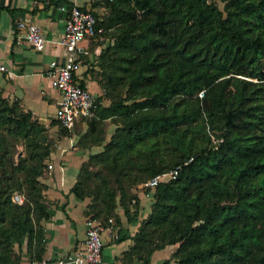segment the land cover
I'll list each match as a JSON object with an SVG mask.
<instances>
[{"label": "trees", "instance_id": "trees-1", "mask_svg": "<svg viewBox=\"0 0 264 264\" xmlns=\"http://www.w3.org/2000/svg\"><path fill=\"white\" fill-rule=\"evenodd\" d=\"M93 4L110 13H92L87 40L112 42L98 70H86L103 89L95 114L73 129L85 122L77 145L101 150L81 164L70 193L90 199L85 215L103 227L120 224L118 207L135 222L134 186L179 167L143 191L152 192L150 211L126 256L150 264L152 252L173 246L161 264H264V0ZM51 126L71 133L56 119ZM48 131L0 88V264H19L24 249L29 261L43 258L41 178L56 145ZM13 141L24 147L17 162Z\"/></svg>", "mask_w": 264, "mask_h": 264}, {"label": "crops", "instance_id": "crops-1", "mask_svg": "<svg viewBox=\"0 0 264 264\" xmlns=\"http://www.w3.org/2000/svg\"><path fill=\"white\" fill-rule=\"evenodd\" d=\"M72 6L91 11L101 18L110 13L103 4L81 0H0V68L3 67V70L0 69V88L6 98L18 100L26 111L32 113L45 127L51 128V131L55 127L51 126V122L55 120L60 92L50 85L46 74L51 63L61 65L67 59L60 42L64 35L67 13ZM18 22L34 23L39 27L46 39L42 50H35L24 40L23 32L17 28ZM80 46L86 51L84 56L93 61L99 49H95L94 54L90 53L89 40L83 41ZM87 65L82 63L75 79L97 97L102 94L103 89L97 76L86 71ZM77 124V130L72 129L68 136L54 138L55 149L48 160L50 168H47L41 178L45 185L43 195L48 204V218L41 222L44 236L42 257L50 264H71L67 257L82 248L85 240L87 217L84 211L88 200H79L70 193V189L81 164L90 154L99 152L101 147L80 148L77 144L87 125L85 122ZM143 191H137L140 208L135 222H129L123 209L118 207L116 212L120 224L102 226L100 264H143L135 256H126V252L133 246V237L140 223L150 211L152 192ZM110 222L112 223L111 219ZM173 250V246H166L152 252L150 264H161ZM29 262L24 249L19 264Z\"/></svg>", "mask_w": 264, "mask_h": 264}, {"label": "built area", "instance_id": "built-area-1", "mask_svg": "<svg viewBox=\"0 0 264 264\" xmlns=\"http://www.w3.org/2000/svg\"><path fill=\"white\" fill-rule=\"evenodd\" d=\"M89 3L112 2L114 0H81ZM96 19L91 11L82 10L77 6H72L65 21L64 35L60 44L63 46L67 59L57 65L51 63V68L47 71V78L50 85L60 92V99L55 111V119L58 123L72 130L76 121L84 117H92L96 110V96L86 86H80L75 79V75L82 66V57L86 51L80 44L93 36L96 32ZM17 28L23 32L24 40L35 50H42L46 44V39L39 27L34 23L18 22ZM3 70V67L0 68ZM48 168L50 166L48 165ZM179 167L160 174L143 183L134 186L136 191L155 187L159 182L175 179ZM18 203L23 201L20 196H15ZM110 221V220H109ZM102 226L99 222L89 217L86 218L85 240L82 248L73 255L67 257L71 264H100L103 242L101 238ZM29 264H50L45 258L31 260Z\"/></svg>", "mask_w": 264, "mask_h": 264}, {"label": "rangeland", "instance_id": "rangeland-1", "mask_svg": "<svg viewBox=\"0 0 264 264\" xmlns=\"http://www.w3.org/2000/svg\"><path fill=\"white\" fill-rule=\"evenodd\" d=\"M218 5H219V7L220 8H222V6H223V3H221V2H219L218 3ZM111 37H109V36H104V38H101V39H99L98 41H95V40H91L90 41V53H92V54H94V51H95V49H99L98 50V54H99V52H100V50L103 48V46L104 45H106V44H109L110 43V41H111ZM107 40H109V41H107ZM99 45V46H98ZM98 54H96V57L95 58H93V61H91V59L92 58H88L87 57V59H86V63L85 64H88L87 66H94L93 68H94V70L96 71V70H98V68L96 67V58H97V56H98ZM202 95H201V93L199 94V97H201ZM106 103V104H105ZM108 100L107 101H105L104 102V105H108ZM105 123V125H106V134L108 135V137H107V139L110 137V135H112V133H113V131H114V129H115V125L113 124V123H110L109 121H107V122H104ZM54 127V126H53ZM48 128V135H51V137L54 139V138H56L57 136H60V134H59V132L57 131V126H55L54 127V130H52L51 131V128H49V127H47ZM210 132V131H209ZM208 132V135L210 134V140H211V144H215V143H217V139H216V137L214 136V135H212L211 133H209ZM110 134V135H109ZM13 143V145L15 146V154H14V156H13V159H14V161L15 162H17V160H18V156H19V153H21V154H24V147H23V145L21 144V142L20 141H13L12 142ZM47 165H48V162H47ZM48 168V167H47ZM95 169V168H94ZM137 192V191H136ZM139 192V191H138ZM15 196H20V197H22L23 196V194H15V195H13V199H14V197ZM87 200H88V203H89V201H90V199L89 198H86ZM15 201V200H14Z\"/></svg>", "mask_w": 264, "mask_h": 264}]
</instances>
